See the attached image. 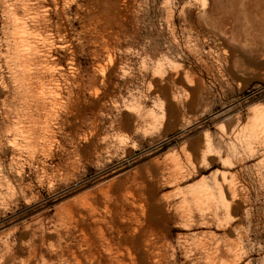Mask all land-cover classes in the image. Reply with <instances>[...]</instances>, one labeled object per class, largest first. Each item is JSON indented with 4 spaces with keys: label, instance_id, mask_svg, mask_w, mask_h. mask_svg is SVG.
Here are the masks:
<instances>
[{
    "label": "rangeland",
    "instance_id": "374dc122",
    "mask_svg": "<svg viewBox=\"0 0 264 264\" xmlns=\"http://www.w3.org/2000/svg\"><path fill=\"white\" fill-rule=\"evenodd\" d=\"M4 1L0 264H264V0Z\"/></svg>",
    "mask_w": 264,
    "mask_h": 264
},
{
    "label": "bare ground",
    "instance_id": "6f19581e",
    "mask_svg": "<svg viewBox=\"0 0 264 264\" xmlns=\"http://www.w3.org/2000/svg\"><path fill=\"white\" fill-rule=\"evenodd\" d=\"M15 1L16 0H5L4 2H6V3H4V4H8V5H10V4H15ZM24 1V0H23ZM27 1H29V0H27ZM26 1V5L28 6L29 4H28V2ZM226 2H225V4H223L222 3V5H221V14L223 15V16H226V17H231L233 20H234V22H236V21H238V15L236 14V11L235 10H231V9H229L228 8V5H227V3H230V2H233L232 0L230 1V0H225ZM21 2H22V0H21ZM31 2H36V1H29V3H31ZM25 3V2H24ZM21 4V3H20ZM15 5H17V2H16V4ZM14 5V6H15ZM32 5V4H31ZM19 6H21V5H19ZM23 6V5H22ZM12 8V7H11ZM15 8V7H14ZM31 8V7H30ZM9 9V8H8ZM7 9V10H8ZM27 9V7H25L24 8V6H23V8H18V10H20V12H21V17H19L15 22H16V25H17V27H19V29L21 30V33H27L28 32V30H35L34 28L36 27L35 25H34V20H32V17L34 16V14H35V11H34V14H33V16L31 17V14H28L29 12L26 10ZM43 9V8H42ZM13 10V9H12ZM31 11H32V9H31ZM15 12H16V10H15ZM17 12H19V11H17ZM39 13V12H38ZM15 15H17V13L15 14ZM19 16H20V13H19ZM35 16H36V14H35ZM37 17H39V16H37ZM34 19H37L36 17H34ZM36 21V20H35ZM37 23V22H36ZM35 23V24H36ZM37 28V27H36ZM37 30V29H36ZM39 31V30H38ZM17 32H18V30H17ZM20 32V31H19ZM30 33H31V31H29ZM32 32H35V31H32ZM16 33V32H15ZM19 34V33H18ZM35 34V33H34ZM37 34V33H36ZM16 35V34H15ZM28 35H30V36H32L31 34H28ZM39 36V35H38ZM38 36H37V38H38ZM23 37H26L25 35L23 36ZM27 38H28V36H27ZM31 38V37H30ZM29 38V39H30ZM40 38V37H39ZM24 39V38H23ZM32 39L34 40V38L32 37ZM20 40V39H19ZM32 40V41H33ZM35 40H36V37H35ZM40 40V39H39ZM23 41V40H22ZM21 41V42H22ZM25 41H27L26 39H25ZM43 42V41H42ZM18 43H19V41H18ZM22 43H24V42H22ZM35 43V42H34ZM34 43H33V45H34ZM39 44V43H38ZM37 45V44H36ZM35 45V46H36ZM17 46H19V48H20V44L19 45H17ZM43 46V45H42ZM41 46V47H42ZM22 47H24L23 45H22ZM36 47H38V46H36ZM18 48V49H19ZM25 48V47H24ZM30 48V47H29ZM39 48V47H38ZM43 48V47H42ZM37 49V48H36ZM25 50V49H24ZM27 50V49H26ZM40 50V49H39ZM21 51V50H20ZM23 51V50H22ZM28 53V52H27ZM22 55H21V58H23L24 60L23 61H25L27 58H28V54H25V53H21ZM5 55V54H4ZM20 56V55H19ZM28 61V60H27ZM22 63V62H21ZM25 64H26V62H24ZM28 65V64H27ZM26 67V66H25ZM29 67V66H28ZM23 68V67H22ZM28 69V68H27ZM29 72V71H28ZM30 72H32V71H30ZM23 75L25 76V78H27L28 77V75H29V73H28V75L26 74V73H23ZM27 75V76H26ZM22 77V76H21ZM31 77V76H30ZM6 141H7V143H9L15 150H19L20 149V145L18 144V142H17V140H16V138H15V135H12V134H9L7 137H6ZM21 150V149H20ZM83 231V230H82ZM85 232V231H84ZM87 237V236H86ZM32 254V253H31Z\"/></svg>",
    "mask_w": 264,
    "mask_h": 264
}]
</instances>
